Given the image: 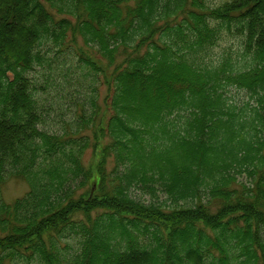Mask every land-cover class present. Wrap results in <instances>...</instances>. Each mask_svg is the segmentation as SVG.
Instances as JSON below:
<instances>
[{
	"label": "trees",
	"instance_id": "obj_1",
	"mask_svg": "<svg viewBox=\"0 0 264 264\" xmlns=\"http://www.w3.org/2000/svg\"><path fill=\"white\" fill-rule=\"evenodd\" d=\"M223 27L243 62L200 63ZM77 37L93 53L65 80L79 91L95 67L106 94L47 130L30 72ZM14 178L28 190L6 202ZM14 260L264 264V0H0V264Z\"/></svg>",
	"mask_w": 264,
	"mask_h": 264
},
{
	"label": "rangeland",
	"instance_id": "obj_2",
	"mask_svg": "<svg viewBox=\"0 0 264 264\" xmlns=\"http://www.w3.org/2000/svg\"><path fill=\"white\" fill-rule=\"evenodd\" d=\"M224 1L226 0H205L209 6H217ZM74 49H76V52ZM58 51L59 49L51 41L42 46L41 54L46 55L47 58H44L45 60L43 59V65L35 66V69L30 72V77L32 78L33 86H35V92L40 99V103L42 107H44V121L41 127L47 130H61L63 127H66V123L71 122L70 127L75 129V124L79 121L77 113L81 112V107L83 106L88 114L96 105H102L103 97L106 94V87L99 82L100 78H92L98 73L95 67H92L95 71L94 76L91 77V75H87L83 79V81L86 82L83 86H80L79 91L73 90L74 87L78 88L73 79V73L68 80H65L61 69L65 68L68 64L75 65L78 61V56H76V54L81 51L85 54L93 53L91 48H87L83 44L81 37H77L76 43H72L71 47L67 48L65 51ZM242 51L239 35L234 32L233 28L231 33L223 27L221 29V38L207 50L204 59H199L198 61L202 64H208L219 61L223 57H229L234 63L241 64L243 62L242 58L244 57ZM67 90L69 91L68 93L66 92ZM84 90L88 92L84 93ZM225 94L228 100L235 102L243 103L249 100L245 90L237 89L233 86H229L225 90ZM170 117L176 118V114ZM178 123V119H175L173 125L176 126ZM169 126H171V123L168 124V127ZM81 132L88 134L90 130L85 128ZM96 159L93 150L89 147L84 150L81 157V165L85 168L92 167ZM238 177L241 178L243 176L238 175ZM90 188L91 186L87 185L84 191L87 193ZM27 190L28 185L25 181L15 178L9 179L2 188L3 198L6 202H10L14 198L22 196ZM131 195L135 198L144 200L150 198L149 194H144L137 189L131 190ZM159 197L162 199L164 196L159 194ZM61 239L62 241H67L68 245H73L75 243L72 237H62ZM67 249L69 251L73 250L70 247H67ZM27 263L34 264L32 261L22 260H14L13 262V264Z\"/></svg>",
	"mask_w": 264,
	"mask_h": 264
}]
</instances>
